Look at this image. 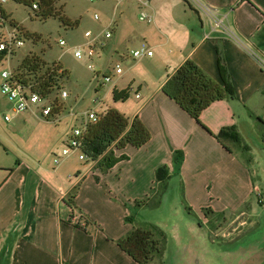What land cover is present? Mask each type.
<instances>
[{"label": "crops", "instance_id": "obj_1", "mask_svg": "<svg viewBox=\"0 0 264 264\" xmlns=\"http://www.w3.org/2000/svg\"><path fill=\"white\" fill-rule=\"evenodd\" d=\"M200 1L215 9L241 44L210 30L208 19L182 0H146L144 9L153 18L149 31L158 36L151 45L157 49L154 59L162 64V75L151 84L136 85V106L123 116H136L149 136L139 147L112 150L123 157L105 171L95 167L96 161L80 165L68 160L69 152L60 155L67 143L62 134L51 137L50 152L60 155L51 167L39 163L34 152L10 155L16 159L4 164L7 152L0 134V264H135L114 240L140 222L131 211L143 207L132 201L149 195L153 170L162 164L168 171L163 194L177 196L188 212L203 220L224 217L243 205L251 211V196L264 205L261 136H255L259 141L251 158L260 176L257 183L237 153L241 145L253 152L240 138L254 132L256 123L264 133V76L247 52L264 59V0ZM185 59L221 84L218 61L232 90L231 98L202 109L198 123L159 90L165 76ZM7 122L0 117V127L14 129L16 121ZM227 126L239 139L235 149L211 136ZM171 150L181 153L177 163ZM71 192V204L66 205ZM70 215L78 217L77 224ZM125 216L131 221H124Z\"/></svg>", "mask_w": 264, "mask_h": 264}, {"label": "rangeland", "instance_id": "obj_2", "mask_svg": "<svg viewBox=\"0 0 264 264\" xmlns=\"http://www.w3.org/2000/svg\"><path fill=\"white\" fill-rule=\"evenodd\" d=\"M51 2L53 9L69 25H63L56 15L44 18L36 16L28 5L11 0H4L0 4V37L6 30L14 28L21 41L11 53L0 57V70L14 73L24 56L33 55L41 62V69L53 63L65 72L43 102L46 105L48 101L56 99L58 107L53 115L54 120H44L39 116L38 108L28 105L7 122L16 121L14 129L0 127L1 141L7 152L2 157L4 164L16 159L11 160L10 155L21 157L23 153L34 152L39 163L51 167L54 165L52 159L58 160L60 156L57 151L50 152L51 137L66 135L67 142L72 129L80 128L83 113L88 111L98 113L104 107H109L128 115L137 102L132 90L127 89L122 101H112L109 90L112 87L126 88L128 85L135 89L137 84H151L162 75V64L154 59L157 49L151 45L158 36L154 31H149L153 18L144 9L146 0ZM139 12L148 16L150 22L138 19ZM104 31L109 33L106 38L103 37ZM59 40L62 44H58ZM140 47L148 48L152 55L132 59L128 52ZM73 50L79 52L78 57L73 55ZM87 64L91 65L90 69ZM114 64L119 66L118 74L113 73ZM106 75L108 80L105 81L103 76ZM60 90L65 92V97H59ZM10 107V103L0 94V117L1 113L9 112ZM255 126L254 132L240 138L253 152L238 150L237 153L249 167L251 179L257 183L259 173L251 158L256 155V142L259 141V137L255 136H261L263 130L257 123ZM226 143L236 148L232 142ZM31 145L35 146L34 151ZM71 150L67 151L68 160H77L80 165L88 161L76 159L79 151L76 148ZM256 199L251 196V211H247L248 207L243 205L242 211L240 209L224 217L204 215L205 220L188 212L180 198L171 197L167 192L161 196L156 207L133 209V220L154 224L161 232V239L157 234H152V238L160 241L159 257L149 260L147 264H264V205L260 206ZM202 213L203 210L200 215Z\"/></svg>", "mask_w": 264, "mask_h": 264}, {"label": "trees", "instance_id": "obj_3", "mask_svg": "<svg viewBox=\"0 0 264 264\" xmlns=\"http://www.w3.org/2000/svg\"><path fill=\"white\" fill-rule=\"evenodd\" d=\"M16 3L28 5L34 15L41 18L56 15L63 25L68 21L52 7L51 0H11ZM217 71L221 84L207 77L191 60L185 59L174 70L166 75L159 86L160 92L172 100L183 112L198 123V113L214 100L232 97L231 86L227 80L223 67L217 61ZM22 82L30 84L31 91L39 95L49 93L57 86V81L65 76V72L57 64L41 69V62L33 55L24 56L14 72ZM126 88L109 90L112 101H122L126 97ZM53 113L57 109L52 110ZM259 123H262L259 121ZM148 132L136 116L127 119L121 113L109 107H104L96 113L94 121L86 123L77 138L76 149L88 161H96L95 167L105 171L122 155L114 156L112 150L120 149L125 145L139 147L148 139ZM211 136L217 141L227 140L238 145V137L232 127H221ZM264 142V133L261 135ZM240 150L245 151L244 146ZM181 153L171 150V160L177 163ZM168 171L165 165H159L153 170V184L149 195L132 201L135 207H156L166 188ZM72 192L65 199L66 205L71 204ZM204 211V210H203ZM124 221L131 218L125 216ZM155 233L160 236L157 226L147 222L132 224L120 237L114 240L117 248L125 253L135 264H147L149 260L159 257L160 241L152 238ZM158 262V260H157ZM159 263V262H158Z\"/></svg>", "mask_w": 264, "mask_h": 264}, {"label": "built area", "instance_id": "obj_4", "mask_svg": "<svg viewBox=\"0 0 264 264\" xmlns=\"http://www.w3.org/2000/svg\"><path fill=\"white\" fill-rule=\"evenodd\" d=\"M4 0H0V4L3 3ZM188 7H191L197 14L205 16L209 21V28L212 31H216L219 34L226 36L228 39L233 41L236 44H241L240 41L235 37V35L229 31L226 26L222 22V18L216 14L215 9L210 7L209 5L201 2L200 0H182ZM144 5V3H143ZM93 18H96L93 15ZM138 19H143L145 22H150V18L146 16L143 12H139ZM2 20V14L0 12V22ZM11 28L10 30H6L4 34L0 37V57L2 55H6L11 53L14 47H17L21 44L17 34ZM87 33V31H86ZM109 33L107 31L103 32V37H108ZM58 44H62V41L59 40ZM248 54L253 59L256 66L263 73L264 76V59L256 56L247 50ZM129 53V56L134 59L139 56H148L151 54L148 48L140 47L138 49H133ZM73 55L78 57L79 52L77 50H73ZM87 67L90 69L91 65L87 64ZM120 72L119 66L117 64L113 65V73L118 74ZM103 80H108V76H103ZM128 89L132 90L133 98H137V92L130 85H128ZM0 94L4 96L6 101H8L11 105L9 112L2 113V120L9 121L15 114L25 110L28 105H33L35 108H38V114L44 120H54L53 109H57L58 104L56 99H52L47 102L46 105L43 104L45 97L48 93L44 95H39L34 91H31L30 84L22 83L14 73L9 72L8 70H0ZM60 98L65 97V92L60 90L58 92ZM84 120L80 124V128H73L71 134L68 138L66 145L60 150V155H64L67 151L76 148L77 146V138L81 134L82 130L85 127L86 123L92 122L96 118V113L93 112H85L83 113ZM77 159L81 160L84 158V155L80 152L77 154ZM57 160L55 158L52 159V163H56ZM69 220L73 224L78 223V217L76 215H70Z\"/></svg>", "mask_w": 264, "mask_h": 264}]
</instances>
